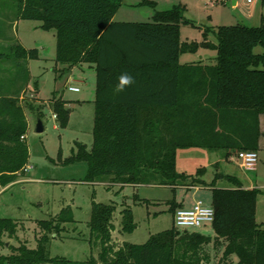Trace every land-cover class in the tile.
<instances>
[{"label":"trees","instance_id":"1","mask_svg":"<svg viewBox=\"0 0 264 264\" xmlns=\"http://www.w3.org/2000/svg\"><path fill=\"white\" fill-rule=\"evenodd\" d=\"M264 4V0H261ZM123 0H17L19 18L39 21L42 29L55 32V61L67 67L81 63L95 66L93 142L66 162L83 160L87 179L139 185L160 183L172 187L203 184L204 170L185 175L175 171L178 149L222 150L224 156L259 149L264 115V23L205 28L201 42H181L184 7L155 11L149 22H117L114 15ZM153 6V2H148ZM212 33L216 42L208 38ZM198 47L216 51L214 64H181L184 52ZM260 47V52L254 49ZM35 53L20 43L11 45L14 66L27 71L25 63ZM130 77L131 83H124ZM20 86L14 93L0 87V186L14 181L28 163L23 140L28 123L19 104ZM64 102L53 108L65 116ZM234 187H215L217 179ZM213 235L171 228L151 235L143 244L112 243L113 204L92 202L89 228L96 255L83 261L52 257L47 249L50 234L66 217L40 220L43 234L35 247L20 244L1 253L4 236L16 232L17 222L0 218V264H264V223L255 218L256 199L264 189H244L230 175L216 173L212 182ZM174 214L175 205L171 206ZM64 212V209L61 211ZM124 230L133 228L130 210L124 209ZM211 246V247H210ZM210 249L220 256L213 261Z\"/></svg>","mask_w":264,"mask_h":264},{"label":"rangeland","instance_id":"2","mask_svg":"<svg viewBox=\"0 0 264 264\" xmlns=\"http://www.w3.org/2000/svg\"><path fill=\"white\" fill-rule=\"evenodd\" d=\"M148 2H153V6ZM174 5L184 7V18L190 21L180 25L181 42H201L205 28L236 24L257 26L261 17L264 23L261 0H123L114 16L117 22H149L155 11L167 10ZM39 25V21L18 17L17 0H0V54H10L11 45L16 43L35 53L25 63L27 76L22 67L14 66V58L1 55L0 87L3 93H14L20 86H25L19 93V104L31 103L40 110L39 115L36 110L25 109L28 128L23 140L29 152L25 170L14 181L0 186V218L17 222L15 234L3 237L6 246L1 248V253H10L11 247L22 243L35 247L43 234L38 222L57 221L64 216L66 220L49 236L47 249L50 256L83 261L91 254L96 255L99 245H92L89 228L93 201L114 206L111 230L114 245L124 242L143 244L151 235L171 228L174 225L171 206L177 201H183L185 207L197 200L211 204L209 187L195 190L160 183L122 186L109 180L90 181L85 161L66 162L77 152L78 144L89 150L93 142L95 66L57 64L55 32ZM207 36L216 42L212 33ZM254 51L261 49L256 47ZM215 56V50L198 47L195 52L182 53L179 62L214 64ZM70 86L78 90L71 91ZM57 100L64 102L63 120L57 118L53 108ZM37 117L44 125L41 133L34 131ZM221 152L196 147L178 149L175 171L195 176L202 168L201 178L206 182H210L216 173L230 172L241 178L244 185L264 189V150L258 154L256 168L251 171L226 162ZM215 187L231 188L234 185L220 178L215 181ZM124 209L130 210L133 228L129 230L122 228ZM255 218L257 223L264 222L263 194L257 195ZM203 227V231L214 234L211 224ZM220 251L210 249L213 261L218 259Z\"/></svg>","mask_w":264,"mask_h":264},{"label":"built area","instance_id":"3","mask_svg":"<svg viewBox=\"0 0 264 264\" xmlns=\"http://www.w3.org/2000/svg\"><path fill=\"white\" fill-rule=\"evenodd\" d=\"M250 2L251 0H247ZM71 91H77V87L70 86ZM23 138V137H22ZM236 162L246 171L255 170L258 162V153L253 150H242L234 156ZM174 225L179 229H200L206 224H212L214 220V208L211 204L196 201L190 208H178L174 214Z\"/></svg>","mask_w":264,"mask_h":264},{"label":"crops","instance_id":"4","mask_svg":"<svg viewBox=\"0 0 264 264\" xmlns=\"http://www.w3.org/2000/svg\"><path fill=\"white\" fill-rule=\"evenodd\" d=\"M263 18V17H262ZM113 20H115V16L113 17ZM259 126H260V131L262 132V135L260 136L259 138V141H258V146H259V149L256 151L258 154L260 153V151L264 150V115H260L259 117ZM217 151H222V150H217ZM222 157H224V160L228 163H234L235 165H237L239 168L240 166L238 165V163L236 162V160L234 159V155L233 156H229V157H225L224 156V152L222 153ZM241 169V168H240ZM223 175H230L232 177H234L236 179V181L240 184V186L244 189H250V188H255L251 185H244L243 184V181L241 178H239L237 175L233 174V173H230V172H219ZM215 175V174H214ZM201 178V177H200ZM27 179V178H26ZM202 179V178H201ZM213 180V178H212ZM212 180L210 182H206L205 180L202 179V181L204 182L203 184H196V185H190V182H187L186 184H184L183 186L187 187V189H191V188H194L195 190L196 189H199V188H202V187H209L211 189V197H212V186H210V183L212 182ZM225 188H230V187H225ZM198 201V200H197ZM196 202V201H195ZM193 202L191 206L189 207H185L184 206V202L181 201V202H175L174 205H175V209H178V208H190L193 206V204L195 203ZM261 223H264V222H261ZM204 227L200 228V229H196V231H202V232H207V231H203ZM208 233V232H207ZM210 234V233H209Z\"/></svg>","mask_w":264,"mask_h":264},{"label":"water","instance_id":"5","mask_svg":"<svg viewBox=\"0 0 264 264\" xmlns=\"http://www.w3.org/2000/svg\"><path fill=\"white\" fill-rule=\"evenodd\" d=\"M43 130H44L43 122L40 117H37L36 122H35L34 131L36 133H41ZM204 233H207V232H204Z\"/></svg>","mask_w":264,"mask_h":264},{"label":"clouds","instance_id":"6","mask_svg":"<svg viewBox=\"0 0 264 264\" xmlns=\"http://www.w3.org/2000/svg\"><path fill=\"white\" fill-rule=\"evenodd\" d=\"M122 79H123V82L126 83V84L127 83H131L130 77H123Z\"/></svg>","mask_w":264,"mask_h":264}]
</instances>
